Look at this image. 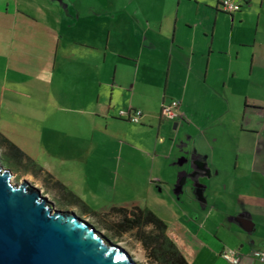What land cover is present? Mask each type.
I'll return each mask as SVG.
<instances>
[{
	"label": "crops",
	"instance_id": "obj_1",
	"mask_svg": "<svg viewBox=\"0 0 264 264\" xmlns=\"http://www.w3.org/2000/svg\"><path fill=\"white\" fill-rule=\"evenodd\" d=\"M237 1L0 0V132L96 211L155 214L164 262L264 264V0ZM101 186L131 195L97 206Z\"/></svg>",
	"mask_w": 264,
	"mask_h": 264
},
{
	"label": "water",
	"instance_id": "obj_2",
	"mask_svg": "<svg viewBox=\"0 0 264 264\" xmlns=\"http://www.w3.org/2000/svg\"><path fill=\"white\" fill-rule=\"evenodd\" d=\"M0 264H137L74 212L54 207L0 164Z\"/></svg>",
	"mask_w": 264,
	"mask_h": 264
},
{
	"label": "trees",
	"instance_id": "obj_3",
	"mask_svg": "<svg viewBox=\"0 0 264 264\" xmlns=\"http://www.w3.org/2000/svg\"><path fill=\"white\" fill-rule=\"evenodd\" d=\"M0 147L3 148L4 162L23 173L31 174L38 179H41L45 187L49 191H54L57 199L68 206H74L81 208L83 215H88L90 217H95L99 219H108V213H100L89 206L85 201H83L77 194L69 190L63 183L57 180L51 173L46 171L44 167L39 164L35 159L25 153L19 146L9 140L0 132ZM153 224L154 229L157 230V234L151 236L149 241L145 237V227L148 224ZM106 229L111 232L115 238L123 237L125 234L130 233L133 237H136L138 241H142L144 246H148L150 243H154L152 251H150V256L157 259L149 260L150 263L155 264H173V262H164L162 257V252L157 251L158 242L161 238H165L164 231L166 225L162 220H160L155 214L148 210H137L132 211V216L128 215L127 211H122L121 216L110 222ZM179 254V252L177 251ZM160 254V255H159ZM180 255V254H179ZM181 261L175 264H188L181 256ZM176 262V261H175Z\"/></svg>",
	"mask_w": 264,
	"mask_h": 264
},
{
	"label": "rangeland",
	"instance_id": "obj_4",
	"mask_svg": "<svg viewBox=\"0 0 264 264\" xmlns=\"http://www.w3.org/2000/svg\"><path fill=\"white\" fill-rule=\"evenodd\" d=\"M256 73V70L255 72ZM245 79H250L247 74L243 75ZM248 77V78H247ZM252 79L254 80H262L263 79V74H254L251 76ZM11 79V78H10ZM244 80V79H243ZM11 81V80H10ZM246 81V80H244ZM23 91H28L25 88H22ZM254 93H257L260 99L264 98V83L261 85H257V87L254 88ZM247 93V92H246ZM169 100H167L168 102ZM19 111L23 113H28L29 111L32 112L34 110H39L40 108H29V107H19L17 108ZM102 142H105L107 146H115L117 148L124 146V148H128V143H131V140H127L126 143H122L121 140L119 139H107L104 138V135H102ZM123 157H125V154H123ZM135 158L140 161L141 155L140 153L135 155ZM0 164L2 165L4 170H9L11 173V180L13 183L16 184H22L25 181H28L32 188H38L41 190V193L49 199V201L54 205L55 208L60 209V210H65L67 212H74L76 213L79 217L82 219L88 221L91 226H93L97 233L100 234L102 237H104L108 242L116 243L119 244L120 246L124 247L133 257V259L136 261L137 264H151L149 260L147 259L145 253L141 250V245L139 241L137 240L136 237H133L132 234L127 233L123 237L115 238L108 229H106L107 225L110 222H113L117 220V217L113 215H109L108 219H99L95 217H90L88 215H83V211L81 208L74 207V206H68L62 203L57 199L56 194L54 191H49L43 181L41 179H38L37 177L31 175V174H26L23 173L13 167L8 166L4 162V156H3V148L0 147ZM103 184L107 185L108 181H103ZM142 188L137 189V194H139L140 190ZM113 189H110L109 186H101L100 188H96V195L92 196L93 194H90V199H92L94 205H107L108 203L113 202V198L116 200L120 199H129L130 195L128 192H125V189L121 186L117 189L116 193L112 191ZM134 191V189H133ZM132 192V189H131ZM133 193V192H132ZM117 194V196H116ZM184 197V196H183ZM184 205H188L186 203H183ZM261 259V258H260ZM261 261H263L261 259Z\"/></svg>",
	"mask_w": 264,
	"mask_h": 264
},
{
	"label": "built area",
	"instance_id": "obj_5",
	"mask_svg": "<svg viewBox=\"0 0 264 264\" xmlns=\"http://www.w3.org/2000/svg\"><path fill=\"white\" fill-rule=\"evenodd\" d=\"M241 4L237 0H220L219 8L227 13H235L241 9ZM180 100L171 99L168 102H163L161 106V115L167 119H175L180 115ZM144 116V112L142 109H133V110H120V117L124 118L128 121L139 123ZM254 255L259 258H264V253L259 251H253ZM238 249H224L221 251L220 255L230 262L231 264H239L240 256Z\"/></svg>",
	"mask_w": 264,
	"mask_h": 264
}]
</instances>
